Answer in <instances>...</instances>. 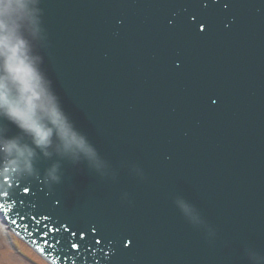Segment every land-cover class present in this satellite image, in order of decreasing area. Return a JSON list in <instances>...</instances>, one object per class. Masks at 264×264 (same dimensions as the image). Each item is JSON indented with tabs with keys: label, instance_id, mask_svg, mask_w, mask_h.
Segmentation results:
<instances>
[{
	"label": "water",
	"instance_id": "95a60500",
	"mask_svg": "<svg viewBox=\"0 0 264 264\" xmlns=\"http://www.w3.org/2000/svg\"><path fill=\"white\" fill-rule=\"evenodd\" d=\"M54 1L48 10L42 9L38 11L37 9L38 12L37 14H33V17H36L34 23L38 24L34 26V23L29 24L25 22L22 33L23 35L25 34V39L28 41L29 46H32L30 50L33 61L39 59L41 65L43 63L46 72L54 75L56 81H59L56 89L57 92L63 90L59 74L61 68L57 65L63 63L65 65V72L69 74V66L75 62L77 64L80 60L81 65L78 69H83L84 72L79 71L74 75H68L71 80L64 78L62 81L65 89H69V91L74 93L71 99L66 98L68 103L72 104L82 99L81 95L77 92H80L81 87H88V89H91L88 97L90 101L96 102L97 110L94 112L95 115L93 114L94 110L87 109V111H91L93 118L96 116L95 119L102 122L103 115L97 116L96 113L101 111L102 105L105 104V98L111 99L118 93L126 94L125 90L131 88L133 80L136 79L137 82H140V77L147 78V84L149 85L155 84V81L159 78L150 77L149 72L156 75L158 70L172 74L177 80L175 86L180 87V89L169 90L162 86L163 82L162 85H156L158 91L156 90L157 92L155 91V93H158L160 97L172 103L166 108H164L162 103L158 102V95L150 94L148 97L143 93L134 102H131L129 96L126 95L129 102L117 105L116 109L121 113L135 110L137 115L135 119L139 117L144 118V121L139 118L138 123L142 126L140 128L145 136H148L146 131L150 132L152 127H155V124H150L149 113L158 118V120L163 121V125H166L164 128L159 126L162 131L166 129L168 135L164 139H158L161 140L159 148L154 146V155L151 156V159L155 160L158 157L167 158L169 155L166 154L168 152L172 153L175 146H178L179 150L189 160H192L195 156L192 150H200L194 143L205 140L203 135L209 128V123H205L204 121L205 117L215 115L211 107L216 104L215 98L218 100L222 95L229 98L230 92H232L233 103H236L234 111L239 118L235 122H229V126L225 131L226 137L218 134V140L222 143L228 140L230 142L235 137L238 123L244 124L247 122L246 130L236 134L237 146H241L242 148L240 154L229 152L227 158L228 162H233L238 167L234 172L227 173L228 169H225L223 162L217 164L209 170L208 180L198 187V191H200L199 195L189 198L186 202L190 206L197 205L199 201L207 197L205 195L211 191V183L213 181L223 180V188L229 190L230 193L236 192L237 194L236 196L230 194L223 196V209L226 207V211L235 209L238 210V214H246L253 211L256 207L262 206L261 204L264 203V119L261 113L264 114V91L254 93L253 90H248L247 94L251 97L245 98L243 101L241 94L235 87L243 85L253 86L256 81L264 83V69L259 70L252 64H249L255 58L262 65V68H264V0H195L192 5H189L190 0ZM138 9L145 15L148 14L149 9L157 10L166 15L160 19L147 16L154 21L152 24L147 22L150 19L144 20L142 16L139 20L127 24L123 18L112 15L113 12L137 11ZM189 9L192 12H188ZM176 12H178L179 17L182 19L180 23H173L169 17V15ZM70 16L71 19L69 18ZM243 17L254 20V25H257L255 27L257 29L256 32H248L243 38L231 32L224 33L221 37L223 41L222 48L220 47V39L207 38L209 29L222 26L225 20L227 21L226 24H228V19L241 22ZM84 18L87 19L86 22H84ZM149 25L156 26L159 29L156 30V34L152 33ZM50 33L70 35L74 40V43L70 44H72L76 53L68 54V60L63 62L60 54L50 40ZM173 36L178 38L177 43L174 45ZM189 39L191 41L187 43L186 40ZM36 43L39 45V49L33 51L36 49ZM135 46L137 48L134 51L123 54L122 61H117V56L111 54L115 49L130 51ZM66 47H69V45L67 44ZM78 49H82L83 52H87L88 54L85 57L80 56L81 53ZM164 55L171 58L177 55L174 58L176 62L181 60L189 61L190 71L184 74L180 73L174 61H164ZM246 55L248 56V60L244 62L242 58ZM108 59L112 63L110 67L115 70L114 73L117 70L124 73L121 76V80H117L115 76H113L114 79H111L109 76L110 70L103 69ZM129 64L135 66L134 69L137 73L142 71L143 75L136 74L135 71L130 70ZM41 65L38 66L41 67ZM204 67L207 68L208 72L212 68H218V74L211 75L210 73L208 79L203 82L196 80L200 85L194 80L204 76ZM233 75H238L239 77H232ZM188 79L191 80L188 82ZM137 87L138 84L133 88ZM215 89L220 95L210 94V97L209 93H216L214 92ZM198 92L201 94L200 97H203L202 101L205 103L201 101ZM56 99L59 100L60 97H56ZM113 101H109L108 104ZM136 105H138L137 108ZM106 109L112 110L108 106H106ZM117 110L115 116L118 117L119 113ZM91 113L90 119L92 117ZM78 114L79 110L77 108H70L66 116V122L71 126L72 132L82 136L83 131L73 128L72 123H70L75 120ZM146 114L148 116H145ZM252 115L255 120L251 121ZM223 119L224 117L218 118L215 115L216 129ZM9 123L6 122L5 118L0 117V128L7 127L9 130L10 126H12L11 130H9L12 137L17 138L19 143H21L25 138V132L12 122ZM226 125H223L221 129H224ZM48 126L51 127L50 124ZM93 129L94 132L88 136L87 141L84 143L90 149L94 147L96 135L102 132L99 128ZM22 132H24V135H21ZM153 135L156 136L155 134ZM118 136L121 139V133H118ZM27 139L31 141L32 137L29 135ZM144 140L147 141L148 138L145 137ZM202 145H204V152L209 153L211 156L215 155L214 150L209 144L204 143ZM51 147L54 151L51 152L52 163L48 162L42 153H39L38 156L34 154V158L39 164L31 165V169H36L39 165L42 169L35 171V173H43L47 177L52 178L49 175L50 173L57 176V169L69 167L72 170V182L76 181V184L83 188L87 186L95 188L102 183L103 188L99 190L102 193L101 196L121 198V201H115L119 204H122L125 199L129 200L130 203L133 202L134 198L131 196V193L138 190L136 184H141L142 179L146 176L147 171L144 169L146 164L144 163L145 158L143 156L133 159L127 167H124L125 154L122 157L118 155V151L120 153L124 151L123 147H125V143L122 139L114 140L111 145H100L97 149L92 150L95 153H91L89 158L86 159L77 151V147L76 149L74 146L65 148L63 141L54 130L51 137ZM119 159L122 160L118 162ZM175 159L177 160V157ZM168 160L167 158L166 162ZM149 163H151L150 160ZM114 167H119V170H113ZM173 171L176 172L175 170ZM173 171L172 174L174 175ZM102 172L108 175V178ZM151 177L156 178L152 174ZM107 179L110 187L108 186ZM146 180L150 181V176ZM182 190L184 192L185 188L182 187ZM111 193L113 196H111ZM138 195L139 197L142 196V192L139 191ZM214 197L219 198L220 196L216 195ZM80 198L85 200L83 195ZM203 201L206 208L205 211L208 214L203 216H210L214 220L216 218L215 212L221 213L220 209L222 207L216 208L210 202ZM84 203L85 201L82 200V205H79L84 206ZM159 206L162 207L161 204ZM225 210L224 213H226ZM189 216H192V214ZM201 218L203 217L195 215V219L200 220ZM221 219L226 222L229 216H222ZM250 219L256 222L253 226L259 232H262L264 209L259 213L257 218ZM202 220L201 222L198 221L197 226L204 224ZM242 222L245 223L246 220L243 218ZM174 224L177 228L180 226L178 223ZM202 230L196 231V234L200 235L205 232V228H202ZM179 233L186 236L189 235L184 230H179ZM114 234H118V231L114 230ZM227 238H231V235H228ZM241 239L242 241H247L245 235L241 236ZM168 242L155 244V246L159 247L157 250L158 254H161L162 250L178 251L177 243L169 244ZM190 246L192 247V245ZM233 247L239 248L238 245H233ZM215 248L220 249L219 242H216L215 247L211 249V253L216 257L217 250ZM197 252L198 255L195 253L191 257L192 264L196 262H199L197 264H203V260L200 259L203 254L199 253V250ZM179 259L180 257L177 258V260ZM170 260H172V257ZM180 261L184 263L183 258ZM210 264H220V262L216 260Z\"/></svg>",
	"mask_w": 264,
	"mask_h": 264
},
{
	"label": "clouds",
	"instance_id": "9594fccd",
	"mask_svg": "<svg viewBox=\"0 0 264 264\" xmlns=\"http://www.w3.org/2000/svg\"><path fill=\"white\" fill-rule=\"evenodd\" d=\"M35 3L36 0H0V117L29 134L33 144L42 149L51 143L54 130L65 148L86 149L83 139L67 124L22 33L25 22L34 23L31 5ZM33 155L32 148L15 138L0 137V160L4 161L0 173L4 168H16L17 173L31 171Z\"/></svg>",
	"mask_w": 264,
	"mask_h": 264
},
{
	"label": "rangeland",
	"instance_id": "374dc122",
	"mask_svg": "<svg viewBox=\"0 0 264 264\" xmlns=\"http://www.w3.org/2000/svg\"><path fill=\"white\" fill-rule=\"evenodd\" d=\"M2 228L0 227V264H29L27 260L20 258L19 256L11 253L10 249L7 247L3 234L1 232ZM22 249L26 252L29 257H33L34 260L39 262L37 258H35L31 252L25 247L23 244H20Z\"/></svg>",
	"mask_w": 264,
	"mask_h": 264
},
{
	"label": "snow or ice",
	"instance_id": "6c2138e0",
	"mask_svg": "<svg viewBox=\"0 0 264 264\" xmlns=\"http://www.w3.org/2000/svg\"><path fill=\"white\" fill-rule=\"evenodd\" d=\"M23 191H24V193H30V189L27 188V187H25L23 189ZM3 195L6 198H10L9 193H7V192H5ZM3 207H4V205L0 204V208H3ZM43 219L47 220L49 218L47 216H45V217H43ZM64 230L67 231L71 236H76L77 235V233L72 231L70 228H65ZM49 231L52 232V233H55V232H59L60 229H58L55 226H53L51 229H49ZM81 239H83V235H81ZM96 243H100V241H96ZM79 247H80V245L78 243H75V242L72 243V249L79 250Z\"/></svg>",
	"mask_w": 264,
	"mask_h": 264
}]
</instances>
